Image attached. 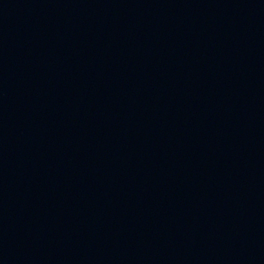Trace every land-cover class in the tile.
<instances>
[{
    "label": "water",
    "instance_id": "obj_1",
    "mask_svg": "<svg viewBox=\"0 0 264 264\" xmlns=\"http://www.w3.org/2000/svg\"><path fill=\"white\" fill-rule=\"evenodd\" d=\"M0 264H264V0H0Z\"/></svg>",
    "mask_w": 264,
    "mask_h": 264
}]
</instances>
